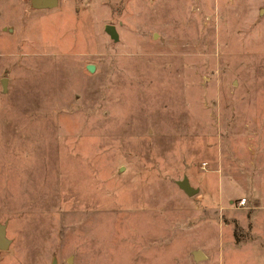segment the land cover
Masks as SVG:
<instances>
[{
	"label": "rangeland",
	"instance_id": "1",
	"mask_svg": "<svg viewBox=\"0 0 264 264\" xmlns=\"http://www.w3.org/2000/svg\"><path fill=\"white\" fill-rule=\"evenodd\" d=\"M0 227V264H264V0H0Z\"/></svg>",
	"mask_w": 264,
	"mask_h": 264
},
{
	"label": "water",
	"instance_id": "2",
	"mask_svg": "<svg viewBox=\"0 0 264 264\" xmlns=\"http://www.w3.org/2000/svg\"><path fill=\"white\" fill-rule=\"evenodd\" d=\"M32 1L33 6L37 7V8H55L58 6L59 4V0H30ZM106 32L110 35V37L114 40L117 41L118 39V34L116 32V29H114L113 26L111 25H107L105 28ZM95 67L92 66H87V70L92 73L94 71ZM3 85V89H6V82L5 80H3L2 82ZM179 187L189 196L195 194V190L191 187L190 183L187 181H181L179 182ZM6 234H5V228L4 227H0V251H4L5 248L8 245V241L5 238ZM195 258L200 260L201 258H203L201 256V254H196Z\"/></svg>",
	"mask_w": 264,
	"mask_h": 264
},
{
	"label": "built area",
	"instance_id": "3",
	"mask_svg": "<svg viewBox=\"0 0 264 264\" xmlns=\"http://www.w3.org/2000/svg\"><path fill=\"white\" fill-rule=\"evenodd\" d=\"M246 203H247V201H246L245 199H243V200H241V201L239 202V206H240V207H244V206H246Z\"/></svg>",
	"mask_w": 264,
	"mask_h": 264
}]
</instances>
